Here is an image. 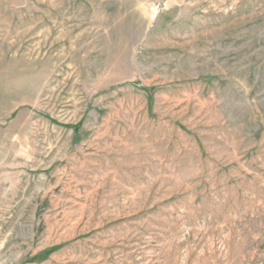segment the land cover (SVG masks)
Listing matches in <instances>:
<instances>
[{"label": "rangeland", "instance_id": "374dc122", "mask_svg": "<svg viewBox=\"0 0 264 264\" xmlns=\"http://www.w3.org/2000/svg\"><path fill=\"white\" fill-rule=\"evenodd\" d=\"M0 264H264V0H0Z\"/></svg>", "mask_w": 264, "mask_h": 264}]
</instances>
